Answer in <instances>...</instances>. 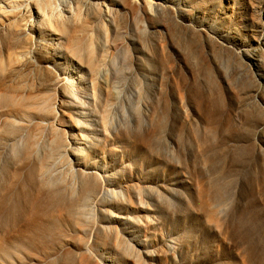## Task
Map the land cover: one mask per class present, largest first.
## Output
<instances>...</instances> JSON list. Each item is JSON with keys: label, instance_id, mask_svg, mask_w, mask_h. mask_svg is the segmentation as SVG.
<instances>
[{"label": "rangeland", "instance_id": "obj_1", "mask_svg": "<svg viewBox=\"0 0 264 264\" xmlns=\"http://www.w3.org/2000/svg\"><path fill=\"white\" fill-rule=\"evenodd\" d=\"M71 1L0 22V264H264V0Z\"/></svg>", "mask_w": 264, "mask_h": 264}, {"label": "bare ground", "instance_id": "obj_2", "mask_svg": "<svg viewBox=\"0 0 264 264\" xmlns=\"http://www.w3.org/2000/svg\"><path fill=\"white\" fill-rule=\"evenodd\" d=\"M96 4L92 0L89 5ZM71 0H0V13L2 26L15 28L16 21L23 22L22 26L16 29L14 36L23 38L26 44L31 40L28 36L35 37L40 28L53 26V22L60 20L67 21L72 11ZM29 62H35L32 52H28Z\"/></svg>", "mask_w": 264, "mask_h": 264}]
</instances>
